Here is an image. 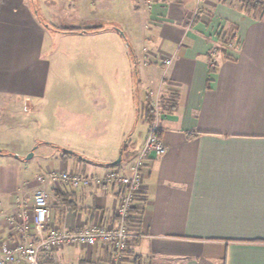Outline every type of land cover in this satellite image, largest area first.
Here are the masks:
<instances>
[{
    "label": "crops",
    "instance_id": "1",
    "mask_svg": "<svg viewBox=\"0 0 264 264\" xmlns=\"http://www.w3.org/2000/svg\"><path fill=\"white\" fill-rule=\"evenodd\" d=\"M71 25L120 30L58 29ZM90 42L95 45L89 49ZM125 42L130 64L141 76L137 117L142 118V101L161 104L157 120L167 147L142 169L136 203L143 208V225L130 248L137 264H264V16L247 11L240 0H0V134L12 129L11 118L21 115L22 106L37 120V107L57 99V86L64 87V129L70 117L100 118L110 107L102 85L57 75L62 66L80 62L91 69L96 58L110 59ZM169 56L173 60L166 65ZM171 94L178 101L168 110L161 99ZM143 122L139 141L132 134L126 138L123 169L151 128ZM118 135L111 145L119 143L116 149L126 140V132ZM59 147L55 161L30 181L23 149L0 146V198L7 194L0 200V244L9 235L5 216L39 186V175L60 169L103 173L110 166L102 163L116 161L113 154L96 160L74 147L64 148L92 161L63 158ZM61 184L49 185L56 197L50 205L54 223L76 228L86 220L117 219L116 188ZM110 259L102 244H74L57 248L45 262L107 264Z\"/></svg>",
    "mask_w": 264,
    "mask_h": 264
},
{
    "label": "rangeland",
    "instance_id": "2",
    "mask_svg": "<svg viewBox=\"0 0 264 264\" xmlns=\"http://www.w3.org/2000/svg\"><path fill=\"white\" fill-rule=\"evenodd\" d=\"M100 44L102 45L107 43ZM93 45H95V43L90 42L87 47L90 49L92 48L90 46ZM125 45H127L126 42L125 44H118V51L117 53L111 55V60L108 58L106 61H104L98 60V58H96V60L91 63L92 68L94 69H90L89 66L86 67V65H83L82 62H80L70 65V68H65L62 66L60 68L59 74L57 75L60 76L57 78L62 77L63 79H67L68 81H76V79H79L80 82L83 83L85 79L89 82L97 81L98 84L100 83L102 85L101 92L103 91L105 97H107V100L110 101L109 109L105 111L102 110V112L99 113L101 115H99L100 118H89L85 119L84 121H79L76 117H70L68 121V128L67 130L64 129L63 123L65 120L63 117V111L60 108V106L63 105V99L60 94L61 89H63L64 87L61 86L56 87L55 98L57 99H55L50 104L46 101V103L40 104L37 107V114L39 115V118L37 120L33 118L31 111L28 112L24 110L23 106L20 108L21 115L16 118H11V124H13L11 126L12 129L5 132L4 135L0 134V146L4 145L9 149V151L22 148L23 154H25L26 156L31 151H34V148L36 147L34 156L31 159L25 160V163H27L29 170V176L26 177L27 180L34 181L37 170L38 172H43L44 168L48 164H50L51 159L55 161L54 157L56 155L58 156V150H56L55 148L57 144L62 147L77 148V150L82 152V154L90 156L96 160L102 159L105 155L107 156V153L115 155V158L117 160L121 147L119 146L116 149V146L119 143L115 147L111 145L116 139V142L118 141V134L120 131L126 132L124 140L129 134H132L139 141L141 135L144 134L146 127V123H144L143 120L151 123L152 126L155 119L150 122L143 116L145 110L144 106H146V103L148 101L144 100L141 102V105H138V108L141 107L142 118L137 117L136 105L140 96L141 76L140 73L135 70L132 63L130 64V60L128 59L130 49L125 47ZM74 48L75 51H77V45H75ZM127 53L129 54L127 55ZM75 56L80 57L82 55L77 54ZM83 56H86L87 58H93L95 55L91 54L88 56ZM60 60L61 63L64 62V58H60ZM150 100L152 102L151 98ZM153 106L156 107L157 110L159 109V107H161V104L158 106H155L153 104ZM125 113L127 115H125ZM98 134L104 136L98 137ZM96 138H103L106 141H104L103 144H100L101 142L97 141ZM28 146H30L29 150H27ZM54 152H56L57 154H55ZM125 154V158H127L129 155V151H127ZM118 167L122 168L120 165H118ZM48 174L49 173H43L38 176L37 179L39 186L31 188L28 195L25 198H22L24 206L31 205V203L33 202V195L39 188L47 189L50 193V205L52 201L56 200V197H54L55 194L53 193V189L52 187L49 188V185L52 184L54 186L60 183L50 182ZM61 185L66 187L69 186L65 183H62ZM56 188H58L57 185L54 186V189ZM1 193L2 196L0 200L4 199V196H7V194H4L3 192ZM50 221L54 225L62 226L61 224L54 223L51 219ZM4 226L8 230V233L11 237V232L15 233V231L10 228L9 224H7L6 216L4 218Z\"/></svg>",
    "mask_w": 264,
    "mask_h": 264
},
{
    "label": "built area",
    "instance_id": "3",
    "mask_svg": "<svg viewBox=\"0 0 264 264\" xmlns=\"http://www.w3.org/2000/svg\"><path fill=\"white\" fill-rule=\"evenodd\" d=\"M172 60L173 57H168L163 62L170 65ZM157 117L156 110L154 123L127 169L111 166L103 174L92 175L60 169L52 170L48 174L50 182L65 183L72 188L107 185L116 188L119 203L116 209L117 219L114 222L86 220L76 228L54 225L50 221V193L47 189L39 188L33 195L31 205L24 206L20 199L16 212L6 216L7 224L15 233L11 232L12 236L7 235L6 241L0 244V264H46L47 255L61 246L74 244L87 247L102 244L111 254L107 264H125L127 256L124 252L132 246V233L128 230L127 218L141 188L143 166L151 155L160 156L167 150L159 134Z\"/></svg>",
    "mask_w": 264,
    "mask_h": 264
},
{
    "label": "trees",
    "instance_id": "4",
    "mask_svg": "<svg viewBox=\"0 0 264 264\" xmlns=\"http://www.w3.org/2000/svg\"><path fill=\"white\" fill-rule=\"evenodd\" d=\"M243 3L244 9L247 11L253 13L255 16L263 17L264 16V0H240ZM62 32H95V31H101L106 29H116L120 30L118 26L115 25H98L93 27H81V26H62L58 28ZM125 36V39L128 40V38ZM150 99V98H149ZM147 100L146 106H144V117L148 119V121L152 122L156 118V109L153 106L151 100ZM178 95L175 94L174 96L171 94V96H163L161 99V103L163 104V107H165L168 110H173L177 106V100ZM62 150V157L67 158L70 156H77L84 160L92 161L91 159H88L81 154L77 153L76 151L59 147ZM122 158L124 157V153L127 149V139L123 142L122 146ZM103 165L113 166L112 162L109 163H102ZM120 163L114 165L118 166ZM137 198L135 199V204L132 206L129 212V216L127 218V226L130 233H132V242H136L140 235H141V228L143 225V208L136 203ZM125 255L127 256L125 259V264H128L127 262L131 264H137L139 257L133 256L132 251L126 250Z\"/></svg>",
    "mask_w": 264,
    "mask_h": 264
},
{
    "label": "water",
    "instance_id": "5",
    "mask_svg": "<svg viewBox=\"0 0 264 264\" xmlns=\"http://www.w3.org/2000/svg\"><path fill=\"white\" fill-rule=\"evenodd\" d=\"M121 32H122V31H121ZM122 34H123V32H122ZM33 155H34V151H31V152L26 156V159H31V158L33 157ZM121 160H122V149L120 150V156L118 157V159H117L116 161L112 162V163H113V166L116 165V164H118V163H120Z\"/></svg>",
    "mask_w": 264,
    "mask_h": 264
}]
</instances>
